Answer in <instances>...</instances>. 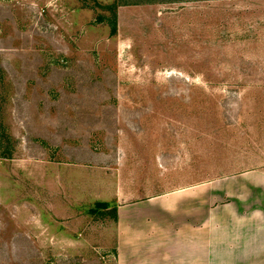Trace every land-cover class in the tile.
Instances as JSON below:
<instances>
[{
	"label": "rangeland",
	"instance_id": "1",
	"mask_svg": "<svg viewBox=\"0 0 264 264\" xmlns=\"http://www.w3.org/2000/svg\"><path fill=\"white\" fill-rule=\"evenodd\" d=\"M241 174L264 0H0V264H114L119 206Z\"/></svg>",
	"mask_w": 264,
	"mask_h": 264
},
{
	"label": "crops",
	"instance_id": "2",
	"mask_svg": "<svg viewBox=\"0 0 264 264\" xmlns=\"http://www.w3.org/2000/svg\"><path fill=\"white\" fill-rule=\"evenodd\" d=\"M245 176L119 206L114 264H264V176L255 179L260 198L248 195Z\"/></svg>",
	"mask_w": 264,
	"mask_h": 264
},
{
	"label": "trees",
	"instance_id": "3",
	"mask_svg": "<svg viewBox=\"0 0 264 264\" xmlns=\"http://www.w3.org/2000/svg\"><path fill=\"white\" fill-rule=\"evenodd\" d=\"M155 2H160V3H162V2H173V1H199V0H154ZM152 2V1H151ZM108 206H109V203H107V202H102V203H98L97 204V207L98 208H100V207H102V208H108ZM94 211H96V209L95 208H93L92 210H91V212H94Z\"/></svg>",
	"mask_w": 264,
	"mask_h": 264
}]
</instances>
